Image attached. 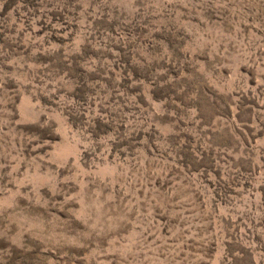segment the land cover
<instances>
[{"label": "rangeland", "instance_id": "obj_1", "mask_svg": "<svg viewBox=\"0 0 264 264\" xmlns=\"http://www.w3.org/2000/svg\"><path fill=\"white\" fill-rule=\"evenodd\" d=\"M0 264H264V0H0Z\"/></svg>", "mask_w": 264, "mask_h": 264}]
</instances>
